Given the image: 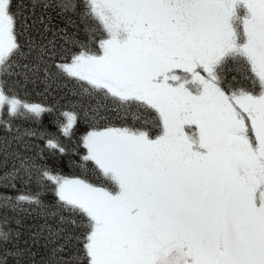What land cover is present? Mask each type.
<instances>
[{"label":"snow or ice","instance_id":"1","mask_svg":"<svg viewBox=\"0 0 264 264\" xmlns=\"http://www.w3.org/2000/svg\"><path fill=\"white\" fill-rule=\"evenodd\" d=\"M0 264H264V0H0Z\"/></svg>","mask_w":264,"mask_h":264},{"label":"trees","instance_id":"2","mask_svg":"<svg viewBox=\"0 0 264 264\" xmlns=\"http://www.w3.org/2000/svg\"><path fill=\"white\" fill-rule=\"evenodd\" d=\"M54 23L58 24V25H59V26H61V27H63V26H64V21H62V20H59V19H56V20L54 21ZM69 31H72V29H71V28H69Z\"/></svg>","mask_w":264,"mask_h":264}]
</instances>
